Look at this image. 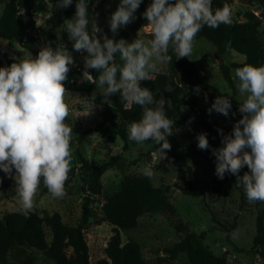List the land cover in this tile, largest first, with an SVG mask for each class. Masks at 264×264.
Wrapping results in <instances>:
<instances>
[{"label":"rangeland","instance_id":"obj_1","mask_svg":"<svg viewBox=\"0 0 264 264\" xmlns=\"http://www.w3.org/2000/svg\"><path fill=\"white\" fill-rule=\"evenodd\" d=\"M9 0H0V14L2 8ZM92 0H88L90 3ZM92 4V14L88 25V31H94V24L99 29L96 37L103 43L104 36L112 39L114 34L110 29V19L117 10L121 0H96ZM152 3L151 0H142L144 12ZM232 9V18L238 22L245 20L244 15L252 12L260 18L258 33L264 43V6L257 3L247 4L239 0H229ZM60 11L67 8L57 7ZM52 3L46 2L45 8L31 16L21 10L24 22L34 21L35 30H30L34 41V47L40 50L46 45L53 49L59 45H65L71 53L74 64L70 66L68 74L74 73L67 79L66 88L68 95L66 102L70 108V114L66 123L73 127L72 150L73 161L69 179L66 182L67 195L63 199H53L44 187L43 181L34 197L35 205L30 211L36 212L40 217L45 213L58 214L61 222L69 226H76L81 216V205L86 186V172L82 161H86L89 167H98L101 163L112 157H118L116 166L107 170L101 177L102 192L94 196L90 208L95 212V218L88 221L84 228L85 239L89 248L91 264L105 257L104 248L109 237L112 235V228L106 222L101 221L98 215L104 200L119 190V185L125 176H141L145 166L153 170L150 178L155 187L164 191V197L169 209L161 212H148L138 219L137 227L133 230L120 232L122 243L128 240L135 241L141 250L143 259L148 264H188L185 254H179L174 260L168 259L167 250L172 248L188 232L204 234L203 245L215 255H223L226 264H262L255 258L251 260L245 253H238L234 247L250 250L255 235V219L259 211L264 207H258L255 202L249 203L242 185L229 182L228 178L237 181V177L231 173H225L220 179L215 174L216 157L209 150H201L198 147L197 136L203 133L200 127V115L203 114L208 121L224 133L231 134L233 127L244 114L239 111V105L244 97L240 95L236 85L234 65L241 64L245 59L227 48L221 55L217 54L214 44L203 37H196L192 54L189 59L195 69L204 80L213 86L217 94L210 93L208 96L193 94L196 100V108L189 110L182 107L180 115L173 126V134L167 139L171 144L170 150L166 151V158L159 159L158 148L151 140L144 143H136L128 139L126 142L119 137L114 139L103 138L97 132H91L86 139L80 143L78 136L81 131L93 128L101 120L102 110L93 105L91 108L88 102L83 100L80 91L89 90L99 92L96 84L87 81L81 71H85L86 51H76L73 48V41L68 38L65 20L74 18L75 13L68 18H62L56 23L51 18ZM135 16V14H134ZM145 18V17H144ZM146 19V18H145ZM145 22L135 19L120 28L125 29L129 34V42H133L137 36L144 40L151 39L150 27ZM52 34L56 42L52 44L46 36V32ZM28 42L23 39L21 43L8 41L0 38V50L7 59L19 61L27 58L29 54L35 58L38 54L30 51ZM6 60H2V67H8ZM224 65L229 69L232 85L221 72L220 66ZM89 74L99 73L95 69H87ZM166 71V65H159L158 72ZM95 79V78H93ZM218 96H227L231 102V110L228 116L217 113L214 110L209 114ZM82 159V161L80 160ZM247 166L242 168L239 175L242 177L248 172ZM15 170L11 175L0 170V217L6 213L19 210V196L15 191ZM238 183V182H237ZM180 187L192 190L197 193L184 194ZM46 240L49 242L51 233L49 227L44 224ZM35 264H54L41 254H35Z\"/></svg>","mask_w":264,"mask_h":264},{"label":"clouds","instance_id":"obj_2","mask_svg":"<svg viewBox=\"0 0 264 264\" xmlns=\"http://www.w3.org/2000/svg\"><path fill=\"white\" fill-rule=\"evenodd\" d=\"M73 0H58L57 7L67 8ZM142 0H121L110 19V29L115 33L134 19ZM75 16L65 20L68 38L74 50L86 51L83 77L96 84L101 102L112 107L111 96L119 94L125 103L141 107L139 121L128 125V139L136 143L151 140L159 159L166 158L171 149L168 137L173 134L174 120L167 115L165 105L172 101L141 86L159 71V65L170 63L169 52L177 59L189 57L195 38L205 27L218 28L232 23V9L228 3L213 9L212 0H152L143 16L151 30V39L137 38L128 43L104 36L103 43L95 35L99 29L88 31V0H78ZM119 55L122 63L116 62ZM74 64L65 45L53 49L46 45L33 58L19 59L8 67H0V170L11 175L15 170V191L19 196V210L27 216L34 207V197L43 181L53 199L67 195L66 182L72 169L73 127L65 121L70 114L66 102L69 94L65 86L70 66ZM87 69L99 75L93 79ZM236 87L244 97L239 111L243 117L235 123L229 135H223V147L213 149L216 157L215 174L223 179L225 173L237 177L249 203H264V65L245 64L235 69ZM174 91L171 84L165 87ZM199 92V87L196 89ZM88 100L92 108L96 101L94 92ZM231 102L227 96H218L209 114L214 110L228 116ZM201 150L209 148L206 133L197 136ZM247 166L248 172H239ZM145 177L151 178L153 170L145 166Z\"/></svg>","mask_w":264,"mask_h":264},{"label":"trees","instance_id":"obj_3","mask_svg":"<svg viewBox=\"0 0 264 264\" xmlns=\"http://www.w3.org/2000/svg\"><path fill=\"white\" fill-rule=\"evenodd\" d=\"M152 1V0H151ZM247 4L257 3L264 6V0H239ZM52 3L51 18L56 23L62 18H68L76 12V3L73 0L68 10L60 11L57 9L58 0H9L2 8L0 14V38L8 41L21 43L23 39L28 42V49L36 54L39 50L34 47V41L30 30H35L34 21L24 22L21 10L25 9L27 15L31 16L45 8V3ZM175 2V0H171ZM97 3L96 0L88 2L89 21L92 14L91 6ZM229 0H212L213 9L222 7ZM144 8L142 5L134 13L137 19L145 22L143 16ZM245 20L238 22L232 18L230 25L221 24L218 28L212 29L205 26L196 37H203L214 44L217 54L221 55L227 48L239 55L244 56L241 64L234 65L242 67L245 64L254 66L264 65V43H262L258 28L260 18L252 12L244 15ZM46 36L52 44H55V37L49 31H45ZM152 38V37H151ZM115 41L124 39L129 42V34L125 29L119 28L113 38ZM172 60L166 65V71L157 72L149 80L141 81L142 87H147L156 93V99L161 95L172 101V108L165 105L167 115L176 121L180 115V110L185 107L189 110L196 108V100L193 94L208 96L210 93L219 94L218 91L208 84L200 73L195 69L189 57L177 59L176 55L169 52ZM2 60L8 64L15 60L7 59L6 55L0 50V67ZM18 62V61H16ZM117 63H122L119 55L116 57ZM221 72L232 85L229 69L224 65L220 66ZM83 71L80 72L82 74ZM74 73L68 74V78ZM92 78H97L91 74ZM67 78V79H68ZM67 80L64 82L66 86ZM171 84L174 91L165 90ZM199 87V92L196 91ZM83 100L87 99L94 92L89 90L80 91ZM96 93L95 106L101 108V120L93 128H87L80 132L78 141L82 143L91 132L99 133L103 138L114 139L119 137L126 142L127 126L133 121H139L142 116L140 106L125 103L120 100L119 94L110 97L112 107L108 103H102L100 92ZM240 106L241 103H235ZM200 127L203 133L207 134L209 150L223 147V136L213 123L201 114ZM223 135H229L224 133ZM118 157H112L108 161L101 163L98 167H89L86 161H82L86 172L85 192L87 195L81 205V216L76 226L63 224L58 214H47L40 217L36 212L29 211L28 215H23L20 211L6 213L0 217V264H35V254H41L54 264H91L89 258V248L85 239L84 228L88 221L95 218V212L89 207L94 196H99L102 192L101 177L107 171L116 166ZM229 182L238 184L232 178ZM16 187V183H15ZM184 194L197 195L196 192L180 187ZM14 193H17L14 191ZM258 207H264V203L255 202ZM169 209L164 191L160 187H155L150 178L141 175L125 176L122 178L119 190L108 196L100 207L98 215L102 222H106L112 228V235L109 237L104 248L105 257L96 264H148L141 255L139 245L128 240L121 242L120 232L133 230L137 227L138 219L145 213L167 211ZM97 216V215H96ZM46 224L51 233V239L46 240L43 225ZM204 234L193 232L186 233L180 241L166 252L169 260H174L179 254H185L188 264H226L223 255H215L203 245ZM238 253H245L251 260L258 258L264 264V210L259 211L255 219V235L252 248L244 250L234 247Z\"/></svg>","mask_w":264,"mask_h":264},{"label":"built area","instance_id":"obj_4","mask_svg":"<svg viewBox=\"0 0 264 264\" xmlns=\"http://www.w3.org/2000/svg\"><path fill=\"white\" fill-rule=\"evenodd\" d=\"M91 77H92V75H91Z\"/></svg>","mask_w":264,"mask_h":264}]
</instances>
